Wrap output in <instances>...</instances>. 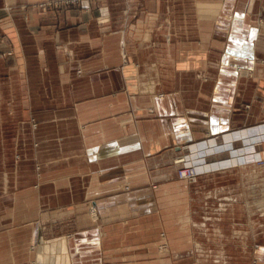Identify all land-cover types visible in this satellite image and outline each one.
Masks as SVG:
<instances>
[{"label": "crops", "instance_id": "0c3cea01", "mask_svg": "<svg viewBox=\"0 0 264 264\" xmlns=\"http://www.w3.org/2000/svg\"><path fill=\"white\" fill-rule=\"evenodd\" d=\"M45 1L0 0V264L63 219L102 264H264V0ZM225 132L218 167L176 177ZM64 237L55 264H75Z\"/></svg>", "mask_w": 264, "mask_h": 264}, {"label": "rangeland", "instance_id": "374dc122", "mask_svg": "<svg viewBox=\"0 0 264 264\" xmlns=\"http://www.w3.org/2000/svg\"><path fill=\"white\" fill-rule=\"evenodd\" d=\"M48 1H52V0H47L45 2H48ZM55 1H60L63 4L66 0H55ZM85 1H90V0H78L76 3H68L67 5L58 4L57 8H54V7H52V8H53L54 11H57V10H59V8L60 9L63 8V7H67L68 8V7H71V6L84 4ZM38 6H40V7L44 6L45 8H50L51 7V6H46L44 4V2H41ZM257 21H258V25L261 26L262 25V21H263L262 18H259ZM237 70H238V68H237ZM238 72H242V69L239 68ZM241 76H247V75H241ZM247 105H245V107H244L245 109L248 108ZM251 129H252L251 126H246V127H243V128H241L239 130V132H238L239 133V137H241V139H243V143L242 144L245 145V144H247L249 142L248 141L249 140L248 137H250ZM232 139H233V137L231 136V133L230 132H225V133L219 134L218 136H213V137L206 138L204 140V146L202 148L196 147L195 144H191V145L187 146L188 148L186 149L187 151L184 153V155L178 157L176 159V161H175L176 162L175 165L177 167L176 171H175L176 177L178 179H180V177H178L179 176V170L178 169L183 164V162L180 163V160H184L185 158L187 160L186 163L189 164L190 166L196 165L195 167H197V168L202 167L197 172V176H196L195 180H190V179L187 180V182H189V183H194L197 180L199 172H205L207 170V169H205V166L207 164L210 167H212L211 169H214V168L218 167V166L215 165V164L219 163L218 161L210 163V162L207 161V158L214 156L217 153V150H219L218 148H222V147L226 146L227 144H229V142L232 141ZM246 140H247V142H244ZM222 149H224V148H222ZM243 153H244V151L239 149L238 155H243ZM188 160H190V161H188ZM177 161H179V162L177 163ZM200 162L201 163L203 162V165L202 164L200 165ZM197 163H198V165H197ZM254 164L257 166V168H260V167H262L264 165V160L257 159ZM254 179H258V181L259 180H264L262 175L261 174H257V173L254 174ZM180 180H182V179H180ZM255 185H256V182L254 183V188H250V190L252 191V192H250V195H251L250 198H252L253 200L255 199V201H254L255 205L254 206H255L256 209H254V210L257 211V210L261 209V208H258V207L262 205L263 198H261V196H262L261 194L264 193V190L262 192H259L258 190L260 189V186H255ZM246 188L247 187H244L243 189H245V191H246ZM253 200H249L250 204H254ZM247 201L245 202L246 206H248L247 205ZM89 214L91 216V220L90 221H94L95 220V218H94L95 214H94V211H92V209L89 212ZM84 225H87V223H85L84 220H79V222L77 221V223H73V219H63V220H58L56 222L53 221V222H49L47 224H42V226L40 227L39 234H37V237H36L37 239L32 241V244H33L32 248L35 249L39 245L38 246L39 249L38 250H34L35 253L32 252L33 254H32V257L30 259V262H28V264H37L36 255L37 254H42V253H44V255L47 254L46 259L44 261L45 264H55V262H56V258H55L56 256L55 255L56 254L60 255L59 253H61V249H60V247H59L57 242L60 241V238L62 236L67 237V239L70 242H72L70 244L71 245V247H70L71 249L70 250H71L72 257L75 259V264H99V262H98L99 260H100V262L102 264V262L104 261V257L109 256V254H105L106 252H103L102 250H100V247H99V249L97 248L95 251L91 250V248L94 247V246H93V244L88 243V239L87 238H83V239L80 238L81 242H77L76 245L74 244L75 243V241H74L75 240V236L72 235V232H76L78 228H80L79 230L86 229V227H84ZM77 237L78 236H76V239H77ZM76 241H78V240H76ZM166 246L167 245L166 244L164 245V243L160 245V252L161 253L165 254L167 252ZM86 247H88L90 249H88ZM33 249H32V251H33ZM62 250H63V252H65V250H67V246L65 245ZM97 250H99L98 254L96 253ZM89 252H91V253H89ZM81 253H84V254H81ZM144 253H146L148 255L145 256L143 261H136L137 263L141 262V263H144V264H147V263L149 264V263L152 262V258L154 260L156 259L155 258L156 251H155V253H153L151 251L148 252V253L147 252H144ZM197 253H198V256L201 257L200 255L203 252L198 250ZM96 256H100V259L98 258V261L96 260V258H97ZM165 258H167V256ZM214 258L217 259L216 256H214ZM127 261H128L129 264L131 263L130 260H127Z\"/></svg>", "mask_w": 264, "mask_h": 264}, {"label": "built area", "instance_id": "2783aa9c", "mask_svg": "<svg viewBox=\"0 0 264 264\" xmlns=\"http://www.w3.org/2000/svg\"><path fill=\"white\" fill-rule=\"evenodd\" d=\"M78 0H66L63 4H62V2H60V1H55V0H52V1H48V2H44V4L46 5V6H51V7H54V8H57V5L58 4H62V5H67L68 3H76ZM188 161H190V160H188ZM179 161H177V163H178ZM181 162H183V164H182V166L178 169L179 170V176L178 177H180V179H182V180H188V179H190V180H194L195 178L194 177H196L197 176V172L199 171V169L200 168H202V167H200V168H197V167H195L196 165H192V166H190L189 164H187L186 162H187V160H186V158L184 159V160H180V163ZM203 165V162L201 163L200 162V165ZM197 165H198V163H197ZM208 165V164H207ZM206 165V166H207ZM205 166V167H206ZM209 166V165H208ZM216 166H218V165H216ZM210 168H212V167H210ZM205 169H207V168H205Z\"/></svg>", "mask_w": 264, "mask_h": 264}, {"label": "bare ground", "instance_id": "6f19581e", "mask_svg": "<svg viewBox=\"0 0 264 264\" xmlns=\"http://www.w3.org/2000/svg\"><path fill=\"white\" fill-rule=\"evenodd\" d=\"M40 4V3H39ZM43 4V3H42ZM60 9V8H59ZM46 10V9H45ZM195 179H196V177H194ZM194 179V180H195ZM255 186H260V189L258 190L259 192H262L263 191V187H264V180H259L258 182H256V185ZM39 239V238H38ZM84 241V240H83ZM88 243H90V242H88ZM81 244V243H80ZM84 244V243H83ZM86 244V243H85ZM91 244V243H90ZM60 245H62L61 247H62V249H63V247L66 245V241L63 239V241H62V244L60 243ZM39 246V245H38ZM36 247V248H39V247ZM67 246V245H66ZM35 248V249H36ZM86 248H88V247H86ZM92 248H94V247H92ZM41 249V248H40ZM85 249V248H84ZM88 249H90V248H88ZM94 250V249H93ZM40 251V250H39ZM87 252V251H86ZM92 252V251H91ZM91 252H89V253H91ZM88 253V254H89ZM81 254H84V253H81ZM41 255L42 254H37L36 255V258H37V264H39V261H40V258H41ZM177 255V254H176ZM175 256V255H174ZM130 257V256H129ZM176 257V256H175ZM178 258V257H177ZM83 259V258H82ZM132 259V258H131ZM54 260V259H53ZM183 260V259H182ZM186 261H188V260H186ZM178 262V261H177ZM180 262H181V260H180ZM183 263V262H182ZM187 263V262H186ZM190 262L188 261V264H189ZM131 264V263H130ZM178 264H179V262H178Z\"/></svg>", "mask_w": 264, "mask_h": 264}]
</instances>
